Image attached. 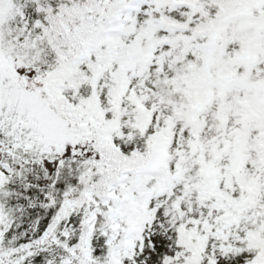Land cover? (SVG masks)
Wrapping results in <instances>:
<instances>
[{"label": "snow or ice", "instance_id": "obj_1", "mask_svg": "<svg viewBox=\"0 0 264 264\" xmlns=\"http://www.w3.org/2000/svg\"><path fill=\"white\" fill-rule=\"evenodd\" d=\"M0 264H264V0H0Z\"/></svg>", "mask_w": 264, "mask_h": 264}]
</instances>
